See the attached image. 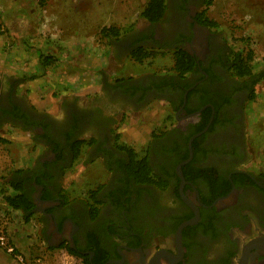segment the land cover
I'll return each instance as SVG.
<instances>
[{"label":"flooded vegetation","instance_id":"af4514ba","mask_svg":"<svg viewBox=\"0 0 264 264\" xmlns=\"http://www.w3.org/2000/svg\"><path fill=\"white\" fill-rule=\"evenodd\" d=\"M207 2L166 0L160 22L142 18V27L112 38L122 55L138 48L186 52L196 66L182 78L148 74L106 84L85 105L64 103L61 119L29 107L18 82L0 81L1 128L25 129L43 149L15 178L49 245H66L92 264H264V126L255 135L247 112L255 77L238 75L230 43L203 23ZM161 100L176 125L152 139L147 156L164 188L129 177L131 148L119 143L116 129L127 111ZM209 124L190 159V139ZM82 141L75 158L73 146ZM82 155L83 168L98 161L108 180L95 197L87 192L73 201L60 181ZM187 160L182 181L176 170Z\"/></svg>","mask_w":264,"mask_h":264},{"label":"rangeland","instance_id":"374dc122","mask_svg":"<svg viewBox=\"0 0 264 264\" xmlns=\"http://www.w3.org/2000/svg\"><path fill=\"white\" fill-rule=\"evenodd\" d=\"M148 1L0 0L1 49L7 51L8 60L16 62L19 72L26 74V80L18 82L17 86L19 94H23V101L29 107L51 113L49 115H59L56 116L59 118L62 109H58V101L62 97L66 71L71 74L70 94H75L69 99L77 97L79 105L98 97L106 84L138 79L148 74L175 75L172 52H161L139 64L131 56L116 53L113 40L101 34L103 28L114 27L120 30L122 37L132 29L142 27L141 13ZM205 11L207 18L217 23L215 29L227 39L234 52L251 55L249 65L252 71H264V0H213ZM45 78L60 88L54 97L50 93L47 96L46 90L40 91L39 99L43 102L35 103L30 91L20 92L23 88L19 87L24 82L43 84ZM0 79L7 87L9 83L4 78ZM54 99H58L56 104L51 103ZM123 111L121 109L120 114ZM247 112L251 131L257 135L264 126V80L256 84L255 96ZM124 115L125 119H119L120 125L116 127L119 143L133 149L139 157L148 153L154 137L176 125L175 112L162 100L149 107L127 111ZM36 149L40 150L41 146L29 132L16 125L0 126V221L6 224L14 245L29 261L45 256L49 246L59 247L49 245L40 236L38 216L26 221L23 213L4 202L6 196L14 194L10 182L20 171L22 165L18 162L23 156L30 158L29 154ZM36 159L31 158L24 171L31 169ZM85 162L82 155L60 181L73 201L87 192L96 191L100 183L108 180V173L100 162L83 168ZM0 264L19 263L0 248Z\"/></svg>","mask_w":264,"mask_h":264},{"label":"trees","instance_id":"16d2710c","mask_svg":"<svg viewBox=\"0 0 264 264\" xmlns=\"http://www.w3.org/2000/svg\"><path fill=\"white\" fill-rule=\"evenodd\" d=\"M212 2L213 0H208L206 7L211 5ZM166 9H167L166 0H149L144 10L141 13V17L151 23H158L164 17ZM204 18L205 20L203 21V23H206L207 26L211 28L218 27L217 23H215L214 21L206 17V11L204 12ZM101 34L104 37L112 39L114 37L120 36L121 32L117 28L107 27V28L102 29ZM160 53H161L160 51H157L154 49L138 48L131 54V56L135 62L142 64L145 60L154 58ZM236 57L238 58V62H239V66L237 67V70H238L237 73L240 77L247 78V77L254 76L255 84L264 80V71H262L261 73H255L252 71L249 65V63L252 60V57L250 54L243 56L240 53H236ZM48 58L49 57H47L46 60H48ZM195 66H196V63L194 59L186 52L179 51L174 54V72L176 73V75H179L181 78L184 77L190 71H192V69ZM191 137H192V134L190 138ZM85 143L86 142L82 141V142H77L76 144H74L73 149L75 152L74 153L75 158H78L80 156V151L82 150V146ZM122 148L127 150L126 147H122ZM128 151L131 153V163L127 168V172H128L127 174L129 175V177L133 178L135 181H138L140 183L147 182L150 184H156L159 187L164 188L165 187L164 182H160V183L156 182V181H159L161 178H159L158 176H156V174L153 173V170L149 164V157L147 156V154L146 156L139 158L138 154L134 152L132 149H129ZM22 173H24V171H17L16 174L21 176ZM10 185L13 188L14 194L6 196L4 198V202L10 208L23 213L26 221H29L31 218L34 217V213H33L34 203L32 199L28 196L27 191L24 189L23 182L20 181L19 178H15L13 181H11ZM96 193L97 191H91V194H93V197H95ZM94 212H95L94 216H96L98 214V209H96ZM60 247H64L73 255L81 257L83 259V264H92L88 261V259L83 254L78 253L72 248L66 245H61ZM49 249H55V248L49 247Z\"/></svg>","mask_w":264,"mask_h":264},{"label":"crops","instance_id":"0c3cea01","mask_svg":"<svg viewBox=\"0 0 264 264\" xmlns=\"http://www.w3.org/2000/svg\"><path fill=\"white\" fill-rule=\"evenodd\" d=\"M2 45H3V43L0 41V78H4V80L7 81V83H10V82H14V83H16V82H23L27 78L26 77V74H21L19 72V69H18V66H17L16 62L12 63L11 60H8V58H6L7 57V51L1 49ZM43 80H45V81H43V84H45L46 87H43L42 82H37V83L34 82L33 83L34 85L32 83L24 82L19 87V88H23L20 92L24 93V92L30 91V97L31 98L33 97L35 103L43 102V101H41L39 99L40 98V94H39L40 91L46 90L45 92L47 93V96L50 93V95L52 97H54L55 94H58L59 93L60 88H58V87H57L58 89L56 88V83H54V82L51 83L49 78H45ZM70 81H71L70 71H68V72L66 71L63 74V83H62V89H61L62 97L58 101L59 102V105H58V109L59 110L62 109L63 104L66 103L67 101H69V100H77L76 99L77 97L75 99H69L70 96H74L75 95V94L74 95H71L70 94V91H71V87L69 85ZM25 83H27V84H25ZM10 85L11 84H8L7 87H9ZM31 86H33V87H31ZM67 89H68V93H67ZM17 94L18 95H21V96L23 95V94H19V91H17ZM66 95H68V96H66ZM57 100L58 99H54V101H52L51 103H55ZM45 102H48V101L46 100ZM150 106H152V104ZM32 109L35 110V111H37V112H39V113H44V114H48V115L51 114V113L40 112V111L36 110L34 107ZM52 116L56 117V116H59V115H53L52 114ZM62 116H63V114H62ZM62 116L59 117V118H57V117L56 118L57 119H61ZM42 151H43V149L41 147V149L40 150L38 149V151L36 149V152H34V150L31 151V153L29 154V155H31L30 158L28 156L27 157L26 156H23L22 157V161H19L18 162L20 165H22L21 168H20V171H24V168H26L25 165L27 163H29V160H31V158H33V157L34 158L41 157ZM36 161H37V159H36ZM49 247H51V246H49Z\"/></svg>","mask_w":264,"mask_h":264},{"label":"built area","instance_id":"2783aa9c","mask_svg":"<svg viewBox=\"0 0 264 264\" xmlns=\"http://www.w3.org/2000/svg\"><path fill=\"white\" fill-rule=\"evenodd\" d=\"M5 223L0 221V248L13 257L19 264H83V259L70 253L66 248L48 249L47 254L29 261L14 245L8 235Z\"/></svg>","mask_w":264,"mask_h":264},{"label":"water","instance_id":"95a60500","mask_svg":"<svg viewBox=\"0 0 264 264\" xmlns=\"http://www.w3.org/2000/svg\"><path fill=\"white\" fill-rule=\"evenodd\" d=\"M211 122H212V121H211ZM211 122H210V124H211ZM210 124L208 125V127H207L204 131H202L201 133L195 135L194 137H192V138L190 139V143H189V148H190V159L193 157L192 143H193L194 139L197 138L198 136H200L201 134H203L204 132H206V131L208 130ZM190 159H189V160H190ZM189 160L183 162L182 164H180V165L177 167V170H176V171H177V174H178V176L180 177V179H181L182 181L184 180V176H183V172H182V167H183L187 162H189ZM189 224H192V221L186 223L184 226H187V225H189ZM180 233H181V230H180L179 234H180Z\"/></svg>","mask_w":264,"mask_h":264}]
</instances>
